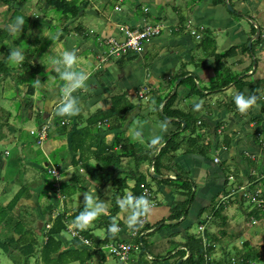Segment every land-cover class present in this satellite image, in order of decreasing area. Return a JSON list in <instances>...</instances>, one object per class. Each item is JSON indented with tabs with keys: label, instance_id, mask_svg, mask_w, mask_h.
<instances>
[{
	"label": "crops",
	"instance_id": "1",
	"mask_svg": "<svg viewBox=\"0 0 264 264\" xmlns=\"http://www.w3.org/2000/svg\"><path fill=\"white\" fill-rule=\"evenodd\" d=\"M84 1L78 0L80 4L86 6L82 8V12L90 10L88 8V1H90L91 5L98 6L94 8L96 16L107 12L106 8L109 9L111 6L110 15L106 17L100 32L87 33L82 25H76L71 29L70 19L62 21L61 18L64 26L59 28V33L56 32L53 34L54 36L50 35L51 45L46 48L48 51L53 43L57 44L54 48L59 45L63 51L78 48L79 52L76 51L77 59L73 67L76 70H82L83 67L80 66L82 64L78 57L83 54L86 55L85 61L91 65L92 72H87V86L72 92V95L78 98L80 107L78 113L72 116H60L56 113L65 82L57 72L46 65L54 63L63 51L53 60H47L41 64L40 57L30 54L27 48H21L24 52V60L19 65H14L9 60L6 51L1 49L0 54H3V59L0 61L9 68L8 73L3 74L2 78L7 80L8 75L18 77V82L14 83V89L20 98L19 121L35 120L39 126L52 119L58 126L53 136L50 138L49 132L47 139L40 145L43 150L39 153L40 160L38 158L36 164L30 163L23 155V147L26 143H23L19 138H11V141H15L16 148H19L21 158L26 160L21 161V159L15 158L14 163L36 166L39 175L35 183L41 184V186L32 185L31 190L29 187L28 195L25 192L21 196L18 201L20 207L16 206L15 210L17 208L22 210L25 202L32 201L35 203L33 206L36 210L41 212L37 217L41 216L38 221L43 224L46 222L44 219L49 218L48 205L57 208L51 194L47 192L48 190L56 191L54 186L52 187L53 179L48 180V177L51 176L47 172L48 170L43 169V164L44 167L51 164L48 169L54 167L59 171V183L65 182L69 185L70 195L65 198V209L69 206L66 204L67 200H71L73 205L67 210L70 213L82 210L85 206L84 203L83 207L80 205L82 196L79 195L84 191L96 193L106 190V193H111L112 200L106 199L110 201L105 204L107 211L101 213L88 226V229L84 230H89V227L92 228L97 222H99L98 226H102V217L114 214L113 211L118 209L114 218L122 223L120 227L123 228V231L119 230L113 234V239L135 245L127 240L130 237L134 239V243L139 244L142 238L129 233L126 224L128 212L122 210L117 204V200L122 197L114 200L116 192L112 183L120 176L126 177L127 189L123 196L125 197L133 193L137 176L144 180L141 186L148 188L153 193L154 201H157L156 205L151 207V209H155L154 212L146 214L148 229L143 238L157 230L165 238L179 239L181 237L180 241H171L178 246L170 252H163L161 247L158 248L159 256H161L160 264H172L178 260L185 244L189 238L194 236L202 241L204 249V243L210 244L205 252L208 251L212 258L215 252L220 251L224 254L225 258H220L214 264H218V262L229 264V246L239 238L245 240L239 241L240 244L244 241L242 243L243 250L239 249L236 244L233 246L241 255H236V258L246 259L243 256L252 255L258 264H264V237L260 236L257 230L245 232L246 228L234 221L236 219L235 211L240 210L245 221L251 220L253 225L260 224L264 227V207L259 206L251 197L244 196V191L250 190L252 194H255V197L259 193L257 199L264 198V0H125V7L120 12L114 11L116 0H109V2L86 0V3ZM178 2H182L183 5H177ZM169 4L173 7L172 17L166 12V7ZM24 7L25 5H21V8L25 9ZM144 7L147 8V11H144ZM186 10L188 13L184 14ZM7 13L6 9L5 14ZM248 14L254 21L252 26L245 20L247 19L245 15ZM36 15L39 16L37 13L33 14L29 35L33 34L31 32L33 28L35 29L34 33L39 29L46 30V27L42 26L47 22L44 20L47 18L46 11L44 12L45 18H41V21L38 22L41 25H37L33 20ZM234 16L237 19H234ZM8 19L2 21L4 24L0 28L9 26L11 22ZM73 19L75 20V18ZM193 19L200 23L198 29L192 24ZM144 20L162 25V32L155 38L145 41L138 52L129 53L120 58L117 61L120 66L119 70L110 73L109 68L114 65L112 60L99 61V53L105 49L102 40L112 35L119 38L121 25L143 26ZM189 28H194L192 33L188 31ZM40 33L42 36H49V34ZM64 36L69 38L68 42H65ZM89 37L91 38L89 39ZM208 37L213 39L214 43L208 40L201 47L200 41ZM220 37H223L222 42L219 41ZM17 38H21L19 33L14 37L8 34L2 43L10 46L11 51L13 48H20L16 43ZM207 47L210 48L207 49ZM247 47L249 51H247ZM214 52L222 54L218 63H215L218 61V58L216 59L218 55H213ZM221 59L226 60L221 61ZM129 60H134V63H129V65L125 63ZM189 64L194 67L189 68ZM177 66H180L179 73H187L192 76V79L187 81V74H179L180 77L174 83L173 80L178 75L175 69ZM99 68H101L100 71ZM121 70L123 73L118 77ZM134 70H137V74L133 72ZM25 72L33 76L28 79L27 76H24ZM44 74L48 76H44ZM37 79L40 82H36ZM119 79L123 81L122 88L115 89L114 86H119L117 81ZM181 80H185L184 83H181ZM33 85L41 89V94ZM30 86L33 87L32 95L28 94ZM175 93L176 96L173 98L171 106L167 107L168 103L166 102L170 103L171 100L169 94L172 96ZM238 93L256 96V103L244 113L238 110L234 101V96ZM119 94H125L127 99L136 106L129 110L123 119L121 118V122L116 121L113 125L112 121L103 127H97V130L91 126L89 132L84 133L83 129L88 126V119L92 115V107L98 105L96 112L101 109L106 110L111 107L112 97ZM150 95L166 98L161 104L159 112L153 110L152 104L149 105L154 114L158 116L159 120L157 121L143 119L142 114L146 112L147 115L148 109H143L142 104L139 105L133 101L137 97L145 99L148 103ZM38 99L43 102L37 104L35 100ZM194 103H200L201 107L194 109ZM165 106L164 115L162 110ZM148 117L151 115L149 114ZM1 118H6V121L4 124L0 122L2 125L0 128L3 125L10 126L12 135L17 132L18 129L10 124L12 115L3 107H0ZM61 120L66 121V124L60 126ZM137 120L141 122L139 123ZM83 133L86 135L85 140L82 139ZM6 134L7 132L0 131V144L4 142L2 139L7 138ZM154 136L160 137L156 145L151 144V138ZM78 137L80 140H77ZM116 138L125 144L137 142L145 152L151 150L155 156L158 155L160 158L156 164L158 173L151 171L152 162L144 161L139 165L135 156H127L132 151L129 149L125 152L123 147V151L127 154L120 159L116 166L114 163L111 164L113 172L106 176L103 185L92 186L96 182L83 168V160L88 161L92 167L97 166L95 152L100 145L108 147L109 152L110 148L117 152L120 151L121 147H118L115 142ZM169 141H172L173 145L165 147V143ZM5 154L11 156L9 152ZM50 159L57 161L55 166L52 165ZM128 173H133L134 176H126ZM61 174L64 175L63 180H60ZM153 175L162 176V178L156 179L153 178ZM148 177H152L156 181L155 188H151L149 185ZM176 181L181 182L179 189L184 190L183 196L179 194L177 198L174 197L173 190L170 188L172 185L168 184ZM94 187H96L95 190ZM16 194L14 193V195ZM158 194L162 196L161 199ZM5 196L4 203L9 202L10 196ZM40 197L45 198L44 203L46 204L37 202ZM75 197L80 199L75 200ZM187 197H192L187 215L179 218L171 216L174 204L185 201ZM245 203L247 206L244 205ZM44 205L46 206L43 207ZM43 212L46 215H43ZM195 224L198 226V231L191 233L190 230ZM154 225L156 226L154 227ZM70 226L76 225L70 223ZM200 226H203L202 231ZM89 240L95 242L93 238ZM251 241L253 246L250 245ZM244 243L248 245H244ZM257 244L260 246L256 249L260 252L258 255L254 254L252 250ZM99 247H93L95 251H89L93 253L95 261L100 258L97 254L101 251ZM245 248L247 250H244ZM189 254L190 252L186 250L185 256L187 257ZM156 255L150 254L148 257L155 261ZM135 261L138 262L137 264L141 263L139 259H135ZM181 261L182 259H179L178 264Z\"/></svg>",
	"mask_w": 264,
	"mask_h": 264
},
{
	"label": "rangeland",
	"instance_id": "2",
	"mask_svg": "<svg viewBox=\"0 0 264 264\" xmlns=\"http://www.w3.org/2000/svg\"><path fill=\"white\" fill-rule=\"evenodd\" d=\"M91 1H93V0H91ZM44 2H46V0H31L25 5L24 8H25L26 11L25 10L24 11L27 12L28 16H31V19L33 18V14L34 13L35 14L37 13L39 15V16L36 15V17L34 16V19H33V20L36 21L37 25H41V23H38V22L41 21V18H43V19L45 18L44 12L46 11L47 18L44 19V20H47V22H45V24H42V26L44 25L46 27V30L43 31L42 29H39L38 32L36 31L34 33L35 29L33 28L31 30V32H33L32 35H29L30 34L29 33L24 40L20 39V41H19L18 38H17L18 40H16V43L19 44L20 48H27V50L30 52V54H33L36 57H40L41 64H43L44 61L53 60L56 55L61 54V52L63 51L62 47L59 46V45L57 47L58 49L54 48L55 46H57V44H55V43L52 44V46L49 48L48 51L46 50V48L49 45H51V43H50L51 42L50 35H53L56 32H58L64 26V24H62V22H61L62 16L56 10H54V8H49L46 4L44 5ZM88 3H89L88 8L90 10H86V11L84 10V13H81L80 15H78L75 18V20L73 18L70 19V21H71L70 22V28L73 29L74 26H76V25H82V26H84V29L87 31V33L88 32L89 33H92V32L98 33L101 30V26H103V24L105 23L106 17L110 15L111 6L109 7V9L106 8L107 12H105V13L99 15V16H96L94 8H96L98 6L91 5L90 1H88ZM15 5L16 6H20L18 4H15ZM177 5L182 6L183 4H182V2H178ZM123 7H125V6H123ZM172 8L173 7L171 6V4H169L166 7V12L171 17L173 16V9ZM6 9H7L6 5L3 4L2 2H0V26H2L4 24V23H2L3 20L6 21L7 18L11 17V13L9 11H8L7 14H5L6 13ZM30 9H31V11H30ZM3 10H5V11H3ZM187 13H188V11L186 10L184 12V14H187ZM249 15L250 14L245 15L247 17V19H245V20L252 26L254 21L251 18V15L250 16ZM234 19H237V17L234 16ZM5 24H7V23H5ZM192 24L195 27H197V29H198V27H200V23H197L195 21V19H193ZM197 24H198V26H197ZM193 29L194 28H189L188 31L190 33H192ZM29 32H30V29H29ZM40 32H43L44 35L49 34V36L48 37H46L47 35L46 36H42V34ZM179 36L182 37L183 35H179ZM255 36H256V33H255ZM64 38H65V36H64ZM90 38L91 37H89V39ZM68 40H69V38H65V42H68ZM73 40H75V39H73ZM86 41H88V40H86ZM219 41L222 42L223 41V37H220ZM30 43H31V45H30ZM73 50L78 51L79 49L78 48H74ZM1 52H2V50L0 49V53ZM198 52H200V51H198ZM99 55H100L99 61L100 62L104 61V53L100 52ZM85 56L86 55H84V54L82 56L79 55L78 60H80V63L82 64V65H80V66L83 67L82 70L85 71V72H89V71H91V65H88V61L87 62L85 61ZM2 59H3V54H0V60H2ZM119 59L120 58H116V57L111 59L112 62L114 63V65L110 66V68H109L110 73H113L114 70H119L120 66H118L119 63L117 62ZM223 60H226V59H221V61H223ZM125 63H128V65H129V63H134V60H129V62H125ZM215 63H218V62L216 61ZM224 64H226V63L224 62ZM189 66H190L189 68L194 67L193 65H190V64H189ZM175 69H176V72L179 73L180 66L175 67ZM100 70H101V68H99V71ZM133 72L137 74V70H134ZM122 73H123V71L121 70L120 73L118 74V77H120L122 75ZM24 76H27L28 79H29V77L30 76L32 77L33 75L29 74V73L27 74V72H25ZM44 76H48V75L44 74ZM2 77H3V73L0 72V107H3L4 109H6L7 111L10 112V115H12V118L10 119V124L14 125L18 129L17 132L13 133V135H12L11 134L12 131H10V128H9L10 126L5 127L3 125V127L0 128L1 132H4V133L7 132V134H6L7 138L6 139H2L1 138L2 140H4V142H2L0 144V199L3 198L2 200H0V207H5L14 198V196H15L14 193L16 194L18 191H24L25 192L27 187H28V190H29V187H30V190H31L32 185H40L41 186V184H36L35 183V180L38 179V175H39L37 168H35L36 166L31 167L29 164H20V163L19 164H15L14 163L15 158L21 159V161L25 160V158H21V155H20V152H19V148L18 147L16 148L15 141L14 140L11 141V138L12 137H15L17 139L19 138V139H21V141H23V143L24 142L26 143L25 146L23 147V155L26 157L27 160L30 161V163L36 164V162H38L37 159L40 157L39 153L43 149L41 148V146L39 144H37V141H36L37 135H31V133H30L32 130H37V128H38L37 123L35 122V120H33V121H29V120L19 121L20 113L18 112V106L20 105V98L16 95V91L14 89V87H15L14 83L18 82V77L16 75H11V76L8 75L7 76V80H6V78H2ZM101 77H102V79L104 78L102 73H101ZM126 78H127V76H126ZM117 81L119 82V86H114V87H115V89H117V88L121 89L122 88V84L121 83L123 81L121 79H119ZM127 84H129V83H127ZM33 86H34V88L37 89L39 94H41V92H42L41 89L38 86H36V85H33ZM111 91L116 93L113 90H111ZM22 94H23V92H22ZM36 99H37V97H36ZM132 99H134V98L132 97ZM35 101L37 102V104H41L43 102V101H41V99H38V100H35ZM133 101H136L137 104H139V105L142 104L143 105L142 106L143 109H148L147 110V112H148L147 115H146V112L144 114H142L143 119L146 118V119H149L151 121L159 120L158 116L154 114V112L152 110V107H150L148 105V103H147V101L145 99H138L137 97H135V99ZM96 108L98 109V105L92 107V109H91L92 114L94 112H96V110H97ZM149 114L151 115V117H148ZM84 116L86 117L87 115L85 114ZM5 121H6V118H1L0 119V122H2V124H4ZM49 121L51 123V129L49 130L50 138H51L53 136V134L55 133V131L58 129V126L54 123V121H52V119L49 120ZM137 122H139V120H137ZM1 126L2 125L0 124V127ZM60 126H62V125H60ZM86 128H88V131H89L90 130V126L89 127L85 126V128L83 129L84 133L88 132L86 130ZM84 133H83V138L81 137L83 140H85V138H86V135ZM3 138H5V137H3ZM6 152L11 153V156H7L5 154ZM39 160H40V158H39ZM50 161H51L52 165L57 163L56 160L52 161V159H50ZM26 168H27V171H26ZM26 172H27V174H26ZM50 176L51 177H48V180H51L50 178L54 179V177L52 175H50ZM120 177H122V176H120ZM58 178H59V176L57 177V180H58ZM63 178H64V175L61 174V179L60 180H63ZM148 180H149L148 183H149V185H151V188H155L156 185H157L156 181H154V179L152 177H148ZM28 182H31V183L29 184ZM62 183H65V182H62ZM11 184H12V186H11ZM20 184H22V185H20ZM57 184L59 185V182H57ZM168 184L172 185L170 188L173 190V195H174L175 198H177L179 194H182V195L184 194V193H181V192H184V190L179 189V185H181V182H177V181L176 182H169ZM92 186L99 187V185L97 183H93ZM96 187H94L93 189L95 190ZM10 188H11V190H10ZM105 191L101 190V191L93 193V194H94L96 199H99V200H102V201H103V197H104V199H105L104 202L106 204L107 202H110V201H108L106 199L108 198L109 200H112V198H111V193H108V192L106 193ZM47 192H49V194H51L52 200L55 202V206L58 207V209L53 208L52 215H53V219H55L59 215V213H61V212L64 213L65 212L64 209H65V202H66L65 198L66 197L65 198L62 197V195L60 193L56 192V191H52L51 192V190H48ZM84 192L79 194L80 196H82V198H81L82 204H80L82 207L84 205L83 204L84 203V199H83ZM8 195L10 196V198H9L10 201L9 202L7 201V202L4 203V201H5L4 196L7 197ZM158 197H159V199L162 198V196L160 194H158ZM44 199L45 198L40 197V198L37 199L38 200L37 202L39 204H46V203H44ZM74 199L77 200V199H80V198L79 197H75ZM25 203L26 204H23V209L22 210L18 209L20 207L19 203H18L17 204L18 208L16 210L14 209V214H15L16 217L18 215H22L23 214L22 215V220L24 221V223L27 222V221L32 223L33 224L32 231H36V232L33 233V236H32V233L29 234V235H26L20 241L22 243L26 242V244H27V243H29L30 239H34L35 237L39 238V241H42V240L45 241L47 239V237L45 235H42V232H41L40 229H42L43 226H46V224H47V228L52 227V222L48 221V218H46V219H44V220H46V223L42 224L41 221H38L41 216L39 215L37 217V215L39 213L41 214V212L36 210L35 206H33V205H35V203L32 202V201L25 202ZM66 204L69 205L65 209L66 212L69 214V216L73 215L74 212L70 213V212L67 211V210L70 209L68 207H71V205H73V202H71V200H67ZM244 205L247 206L246 203ZM45 206L46 205H44L43 207H45ZM60 208H61V210H60ZM154 210L155 209H151L150 208V210L148 211V214H151L152 212H154ZM235 213H236V219H234V221H237V222H239V224H242V226L244 228H246L245 232H249V231L251 232V231H256L257 230V232H259L260 236L264 237V227L263 226H261L260 224L253 225L251 220L245 221V219L243 218V214H242V212L240 210L235 211ZM42 214L46 215L44 212ZM98 225H99V222H97L92 228L89 227L90 233H91L93 239L95 240V242H94V241H91V240L88 239V243H84L83 247L88 248L89 251H95L94 248L95 247L97 248L99 242H103L104 239L107 236L106 229L103 227V225L102 226H98ZM155 226L156 225H154V227ZM37 227H39V229ZM27 228H28V225H27ZM68 228H69L68 230H70V233L67 232V233H63L62 234V235H64L63 238L66 241H69V243H71L72 238H78L79 240H83V236H82L81 232L77 231V228H78L77 226H74V227L70 226L69 227V225H68ZM197 228H198V226H197V224H195L193 226V228H191L190 232L191 233L192 232L196 233L198 231ZM85 229H88V227L85 228ZM121 231H123V228H121ZM37 234H41L42 236L41 235H37ZM17 237H18V240H19L20 237L19 236H17ZM3 239H5V238L2 236L1 240H3ZM243 239L244 238H242V239L239 238V239L236 240V242H233L232 244H230V246H229L230 248L228 250V255H229L228 261H229L230 258H233V257L236 258V255L237 256L239 255L237 253L238 250H235L233 248V246L235 244L239 247V249L243 250L242 243L244 241L241 242V244L239 242V241H242ZM127 240L131 241L133 244H137V243H134V239L133 238L129 237ZM173 240L180 241L181 237H179V239L178 238H173V237L165 238V237H163L161 232L158 231V230L156 232H154V233H149L146 237H144V242H145L146 249L145 248L134 249V251L131 252V255H130V258H129L130 260L127 261L126 263L120 261L118 258H116L112 254H110L108 249L102 248V245L104 243L99 247V250H101V251L98 252L97 254L99 256L103 255L105 257L106 264H137L138 262L135 261V259H137V260L139 259V262H141L140 264H160L159 260L161 258L158 257L159 253H160L158 248L161 247L163 249V252L172 251V249H174L175 247L178 246V244H175V243L171 242ZM135 242H136V240H135ZM167 242H169V244H167ZM22 245H24V244H22ZM250 245L251 246L254 245L252 243V241L250 242ZM259 247L260 246H258V244H257L252 249L254 251V254H256V255H258V253L260 254V252L256 250ZM10 249L12 250L13 247H11ZM244 250H247V248H245ZM248 250H249V248H248ZM15 252H18L17 248L15 249ZM150 254L151 255L157 254L155 256V258H156L155 261L149 259L148 256ZM223 255L224 254L220 253V251L215 252L213 254V258H212L213 263H215V261H219V259L222 258ZM239 256H241V255H239ZM243 257H245V256H243ZM224 258L225 257H223V259ZM35 259L32 260V264H35V262H34ZM0 264H14V262L11 260V258L8 256V254L5 252L4 247L2 245H0ZM71 264H77V263L73 262Z\"/></svg>",
	"mask_w": 264,
	"mask_h": 264
},
{
	"label": "trees",
	"instance_id": "3",
	"mask_svg": "<svg viewBox=\"0 0 264 264\" xmlns=\"http://www.w3.org/2000/svg\"><path fill=\"white\" fill-rule=\"evenodd\" d=\"M29 1L31 0H0V2L6 5L7 10L11 13V17L8 19L10 20L11 23L14 21V18L18 15L24 17V26L22 28V31L19 32L21 40H24L29 34V29L32 23L31 16H28L27 12H25L26 10L21 8V5H26ZM84 3L86 2L84 1ZM15 4H18L20 6H16ZM45 4L54 8V10H56L62 16V21L69 20L71 18H76L78 15L83 13L82 8L86 7L85 4H80L78 0H46V2H44V5ZM8 34H9L8 26L0 28V49L5 50L6 53L10 55V46H6L5 44L2 43V41L4 40V38H6ZM208 40H211V42L214 43L213 39L208 37L205 40L202 39L200 41L201 47H203L202 44L205 45ZM208 48L210 47H207V49ZM246 49L247 51H249L248 47ZM213 55H218L216 56V59L218 58L217 62H219L222 54L214 52ZM35 66L37 67V65ZM8 71L9 68L6 66V64L1 63L0 61V72H2L5 75L8 73ZM179 74L186 75L187 73L186 74L178 73V75H176V77L173 80L174 83L180 77ZM191 79H192L191 75H188L186 77L187 81H190ZM184 81L185 80H181L180 82L184 83ZM30 87L31 89L28 90V94L32 95L33 87L32 86ZM169 96L171 97V100L170 103L169 101L166 102L168 103V105L166 104L167 107L171 106L173 102V98L176 96V93L172 96L169 94ZM112 98L113 100L110 108L106 110H102V109L98 110L96 113L90 116V118L88 119V127L93 126L94 129L97 130V127L99 128L103 127L104 125H106V123L113 121V125H114L116 121L121 122V118L123 119L125 114H127L129 110H131L136 106L134 103L130 102L127 99L125 94L114 95ZM165 100L166 98L157 97L156 95L154 96L150 95L148 99V105L152 104L153 110L159 112L160 106ZM166 106L162 110V114L164 115H165ZM86 130L88 131V128H86ZM77 140H80V137H78ZM115 142H117L118 147H121L120 151L118 152L114 151L113 148H110V152H109L108 147H105L104 145L103 146L100 145V147L95 152L97 166L92 167L88 161L83 160L84 161L83 168L87 170L86 172L94 179V181L99 186L103 185L104 183L103 181L105 180L106 176L113 172L112 171L113 167L111 166V164L114 163V166H116L120 162V159L122 157H125V154H127L125 152L128 151L129 149L132 152L128 153L127 156L130 157L135 156V160L136 162H138L139 165L144 161H149L150 163L152 162L154 164V165L152 164L153 167H155L154 173L156 174L158 173L156 169V164L160 160V158H158V155L155 156L151 150H149V152H145L144 149L141 148L140 144L137 142L134 144L133 143L125 144V142L122 143L117 138ZM171 145H173L172 141L165 143V147L166 146L169 147ZM123 147L125 148V152L122 149ZM50 166L51 164L48 167H44L43 164V169L48 170L47 172L49 173L48 168ZM126 176H134V174L128 173L126 174ZM135 179L137 180L135 183V187L133 188L132 195H142L143 188L141 184L144 183V180H142L137 176ZM56 182L59 181L57 180V178L54 177L52 182V187L54 186L55 188ZM125 182H126V177L118 178L114 182H112L116 192V194H114L115 201L117 200L118 197L124 196V191L127 189ZM55 190L62 193L64 196L70 195L69 185L67 183H59V187L55 188ZM28 191L29 190L27 187L25 191L27 192V195H28ZM25 192L19 191L7 206L0 207V245L4 247L5 252L14 262V264H32V260L35 258H36L34 261L35 264H71L73 262H76L77 264H106L105 257L103 255H100V258L97 261H95V257L93 256V253H90L87 248L83 247L84 243L82 242V240H79L78 238H72L71 243H69V241H66L63 238L62 234L67 232L68 225L72 223L74 217L78 214L80 210L76 211L71 216H69L67 212L64 213L61 212L55 219H53L52 217L53 207L51 205L50 206L48 205L47 211H50L48 221L52 222V227L47 228V226H43L42 229H40L42 235H45L47 239L45 241L44 240L39 241V238L35 237L34 239H30L29 243L27 244L26 242L22 243L20 240L23 239L26 235L32 233L33 236V233L36 232V231H32L33 228L32 223L28 221L24 223L21 215H18L16 217L14 214V209L17 206L19 199ZM191 201H192V197H187L185 201L175 203L173 206L174 209L172 210L173 212H171L172 213L171 216L175 218H179L184 215H187L186 213L188 211V207L190 206ZM117 211L118 209L113 211L114 214L102 217L101 222L103 227L106 229L107 236L103 242H99L98 246H101L103 243H106L110 239H113L114 235L109 232L108 225L113 222L114 215ZM115 222L118 223L119 225H122V223L117 220H115ZM27 225L29 229L27 228ZM145 229H148V225L145 226L142 232ZM77 231L81 232V234L87 239L93 238L89 230L77 228ZM141 233L137 234L136 237L140 238ZM144 235L145 234H143L141 237L142 241L140 240L139 244H135L137 246V249L138 248L146 249L143 238ZM2 236L5 238L3 239L4 241L1 240ZM17 236L20 237L19 240ZM244 245H248V244L244 243ZM11 247H13L12 250L10 249ZM16 248L18 252H15ZM186 250L190 252V254L187 257H185ZM204 253H205V249L203 248L202 241L198 239L196 236H194L189 238L187 244H185L184 249L181 252L180 257H178V260L182 259L180 264H204L205 263ZM244 258L248 260H254L252 255H247V257ZM178 260H175L172 264H178ZM218 264H220V262H218Z\"/></svg>",
	"mask_w": 264,
	"mask_h": 264
},
{
	"label": "clouds",
	"instance_id": "4",
	"mask_svg": "<svg viewBox=\"0 0 264 264\" xmlns=\"http://www.w3.org/2000/svg\"><path fill=\"white\" fill-rule=\"evenodd\" d=\"M23 26L24 17L18 15L14 18V21L9 24L8 32L14 37L22 31ZM161 27L163 29L162 25ZM76 59L75 50L65 49L54 63L46 65L57 72L59 77L65 82L62 89L63 94L60 103L56 107V113L60 116H72L80 111L78 98L73 96L72 92L78 88L87 86L86 81L88 80V73L83 70H76L73 67ZM9 60L14 65L22 63L24 60L23 50L18 47L13 48L10 51ZM37 82H40V80L37 79ZM234 101L238 110L241 113H244L250 108V106L256 103V96L252 94L245 95L244 93H238L234 96ZM200 107V103L193 104L194 109H199ZM159 140V136H154L151 138V144L156 145ZM152 172H154V167ZM65 197L66 196H64V198ZM83 199L85 206L78 212L72 221V223L79 229L87 228L101 213L107 211L105 203L102 200L96 199L94 194L90 191L84 192ZM117 204L122 210L128 212L126 224L131 229H135L143 223L141 217L146 215L151 208L148 198L144 195L128 194L125 197L118 199ZM56 209H58V207ZM108 230L111 234H115L120 230V225L115 222V218H113V222L108 225ZM68 232H70V230H68Z\"/></svg>",
	"mask_w": 264,
	"mask_h": 264
},
{
	"label": "built area",
	"instance_id": "5",
	"mask_svg": "<svg viewBox=\"0 0 264 264\" xmlns=\"http://www.w3.org/2000/svg\"><path fill=\"white\" fill-rule=\"evenodd\" d=\"M99 1V0H98ZM125 0H116V5L114 7L115 12H120L123 9V4ZM133 1V0H132ZM106 2H109V0H106ZM144 11H147V8H143ZM162 32V27L159 24H153L151 22H148L147 20H144L143 26L140 25H128L124 24L121 25L120 27V37H114L112 36H107L102 40V44H104L105 49L102 51L104 53V61L102 62H107L111 60V58H123L129 53H136L138 52L145 41L155 38L156 36L160 35ZM100 58V55H99ZM142 95V94H141ZM61 125L66 124V121L61 120L59 122ZM51 129V123L49 122H44L41 123L37 130H32L30 133L31 135H37V144L42 145L43 142L47 139L49 130ZM215 161H218V158L215 159ZM151 171H153V165L151 166ZM49 173L57 178L59 176V171L52 167L49 169ZM59 185L57 182L55 183V188H58ZM143 191L142 195L146 196L151 204V207L156 205L157 201H154L153 193L146 187L142 186ZM60 193V192H59ZM62 197L64 195L60 193ZM255 194H252L250 190H245L244 191V196L251 197L252 200L256 201V203L259 206L264 207V198L257 199L259 196V193L257 196H254ZM143 223L140 224L137 228L131 229L127 227L129 230V233L132 236H136L137 234L141 233L142 230L145 228L147 225V217L144 215L141 217ZM122 227H120L121 230ZM200 230H203V226H200ZM147 233V229H145L140 236L143 234ZM84 243H88V239L83 237L82 240ZM210 246L209 243H204L205 249H208ZM102 248H106L109 250L110 254H112L114 257L118 258L120 261L126 263L129 258L130 254L134 249H137L136 245H132L130 242H126L123 240H115L111 239L104 243L102 245ZM204 264H214L212 261V257L209 255L208 251L204 253ZM229 264H258L255 260H248V259H243V258H230L229 259Z\"/></svg>",
	"mask_w": 264,
	"mask_h": 264
},
{
	"label": "water",
	"instance_id": "6",
	"mask_svg": "<svg viewBox=\"0 0 264 264\" xmlns=\"http://www.w3.org/2000/svg\"><path fill=\"white\" fill-rule=\"evenodd\" d=\"M228 8L230 9V7L228 6ZM153 178H156V179H158V178H162V176H158V175H153ZM142 237V236H141ZM142 241V240H141ZM179 263V262H178Z\"/></svg>",
	"mask_w": 264,
	"mask_h": 264
}]
</instances>
